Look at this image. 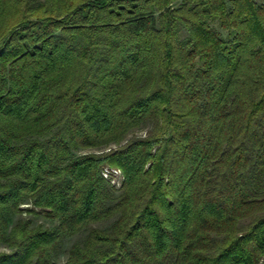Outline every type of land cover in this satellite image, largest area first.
I'll list each match as a JSON object with an SVG mask.
<instances>
[{
    "label": "trees",
    "instance_id": "1",
    "mask_svg": "<svg viewBox=\"0 0 264 264\" xmlns=\"http://www.w3.org/2000/svg\"><path fill=\"white\" fill-rule=\"evenodd\" d=\"M0 243V264H264V0H0Z\"/></svg>",
    "mask_w": 264,
    "mask_h": 264
},
{
    "label": "rangeland",
    "instance_id": "2",
    "mask_svg": "<svg viewBox=\"0 0 264 264\" xmlns=\"http://www.w3.org/2000/svg\"><path fill=\"white\" fill-rule=\"evenodd\" d=\"M147 125H142L141 127H139L138 129H135L134 132L136 134H143L145 132V129L147 128ZM115 146V144L111 143L109 145V147H113ZM100 148H88V149H82L80 151H73L74 154L76 153H82V152H91V151H95L98 152ZM30 206L29 203H22L20 205L21 208H25ZM24 217H28L31 220V224L32 225H36V224H41L42 226H50L52 224V221H50L49 219H47L46 217H44L43 215H32V214H28L26 212H22L20 214H16L13 216V221H15L17 218H24ZM110 221H103V222H98V223H94V226L97 227H105L109 224ZM83 236V232H80L74 236L68 237L67 239H65V241L63 242L58 255L54 258V261L57 262H62L65 258H66V254H67V248L68 246L76 239H80ZM0 250H7V247L4 244L0 243Z\"/></svg>",
    "mask_w": 264,
    "mask_h": 264
},
{
    "label": "built area",
    "instance_id": "3",
    "mask_svg": "<svg viewBox=\"0 0 264 264\" xmlns=\"http://www.w3.org/2000/svg\"><path fill=\"white\" fill-rule=\"evenodd\" d=\"M103 176L110 178V181L118 186L121 181V172L116 168H104L102 171Z\"/></svg>",
    "mask_w": 264,
    "mask_h": 264
},
{
    "label": "crops",
    "instance_id": "4",
    "mask_svg": "<svg viewBox=\"0 0 264 264\" xmlns=\"http://www.w3.org/2000/svg\"><path fill=\"white\" fill-rule=\"evenodd\" d=\"M256 1L261 2L262 0H256Z\"/></svg>",
    "mask_w": 264,
    "mask_h": 264
}]
</instances>
